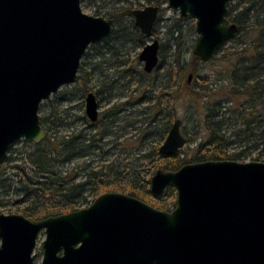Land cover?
<instances>
[{
    "label": "water",
    "instance_id": "water-1",
    "mask_svg": "<svg viewBox=\"0 0 264 264\" xmlns=\"http://www.w3.org/2000/svg\"><path fill=\"white\" fill-rule=\"evenodd\" d=\"M230 1L167 0L180 18L195 20L192 53L201 62L237 33L227 19ZM159 14L154 4L119 12L147 37ZM112 30V19L83 12L81 0H0V162L17 140L45 138L40 103L76 80L87 48ZM138 59L152 73L159 65L158 40L147 42ZM98 109L88 92L90 122ZM180 124L172 122L161 155H174L185 144ZM167 187L176 191L169 211L108 191L86 207L42 219L0 213V264H34L41 231L39 264H264V162L205 160L156 170L150 194L158 198Z\"/></svg>",
    "mask_w": 264,
    "mask_h": 264
},
{
    "label": "trees",
    "instance_id": "trees-1",
    "mask_svg": "<svg viewBox=\"0 0 264 264\" xmlns=\"http://www.w3.org/2000/svg\"><path fill=\"white\" fill-rule=\"evenodd\" d=\"M84 1L81 0V2ZM95 1L98 3L95 4V15L104 13V17L113 20L114 27L107 38L87 48L81 58L75 81L82 83L83 95L87 93V90L95 88L94 93L100 102L102 99L110 101L115 97L110 91L118 78L127 77L129 82H135V76L140 74L151 76L143 70L136 71L125 67L127 60H120V57L128 54L131 49L142 46L146 36L134 24L119 26L122 17H127L119 16V12L125 8L142 7L144 4L160 6L167 0ZM232 3L233 0L228 5L227 18L237 24L238 30L230 39L233 44L227 49L220 47L218 50V52L223 51L224 64L219 67L217 78L213 82L202 78L199 86H192L187 80L185 84L188 89V101L195 105L198 100H201V108L205 111L204 123L209 140L205 143L203 151L205 154H197V161L238 160L240 153L226 154L229 147L226 137L228 130H232L231 134L242 131L249 138L256 135L258 138L254 148L262 146L256 159L264 155V128H262L264 126V0H237L235 4ZM159 20L160 14L157 22ZM153 34H156L155 27ZM169 42L174 46L173 62L177 68L174 86L177 84L179 87L188 70L189 64L182 61L185 54L189 53L190 47L180 44L176 37H172ZM162 49L163 46L159 45V54ZM191 58L193 62L199 60L194 54ZM216 58L215 54L210 60ZM92 59H95V62L91 61ZM112 59L115 63L109 64ZM164 63V56L161 55L159 65L154 71L159 72ZM105 64H107L106 67ZM106 68L113 69L110 73L115 76H111L109 72L106 73ZM173 68H169V77L174 73ZM191 71L190 73L193 74L197 70L193 68ZM95 72L98 73H96V84H93ZM104 82L110 85L106 88ZM149 84L151 85V82L146 81L144 86ZM141 86L140 84L137 87L140 89ZM115 108L113 104L107 110L100 112L95 122H90L85 114L70 119L69 113L64 115V112H55L54 109L48 115L39 117L40 124L46 130L45 138L39 143L23 141L21 150H13L11 145L7 156L0 162V205L3 204L1 198L6 197L5 199H9L10 203L19 205L17 212L25 217L42 219L88 205L90 201L84 194L88 189L93 194L99 189H103V192L109 190L125 192L126 190L128 195L141 200L149 197L147 187L149 180L139 186L133 180L129 183L125 182L127 177L120 176L116 171L114 174L119 176L114 177V180L104 182L102 178H95L98 172L93 169L90 158L94 150L103 149L104 144L108 142L113 143V140H106V138L117 140L120 135L114 130L120 127L117 123L122 118L119 113L124 111L123 104L117 110ZM77 121H80L79 127L71 126ZM134 123L131 121L128 124ZM168 128H170L169 123L166 129ZM143 136L146 135L143 134ZM102 141L106 142L102 143ZM113 145L116 146L115 143ZM14 153L15 156H12ZM154 153L159 155L157 148ZM151 155L153 154H144L149 158ZM160 158L165 161V164H162L165 170H176L188 163L178 154L172 157L160 156ZM14 161L20 162L9 166ZM74 161L78 162L76 166L69 167L68 165ZM153 165L157 166V161H154ZM107 166L114 169L113 162ZM8 167L15 171L9 174ZM80 173L86 174V178L82 182H76V177ZM116 181H119L118 184ZM120 181L125 184H120ZM155 207L170 210L168 205L160 204Z\"/></svg>",
    "mask_w": 264,
    "mask_h": 264
},
{
    "label": "rangeland",
    "instance_id": "rangeland-1",
    "mask_svg": "<svg viewBox=\"0 0 264 264\" xmlns=\"http://www.w3.org/2000/svg\"><path fill=\"white\" fill-rule=\"evenodd\" d=\"M236 2L237 0H233L232 4H235ZM95 4H98L95 0H85L84 2H81L82 11L87 14L95 15ZM146 5L150 4H144L142 7ZM99 15L105 16L104 13ZM129 24H133V20L130 17H122L119 21V26ZM155 28L156 34H153L151 37H146V41L142 46L137 47L136 49H131L128 54L122 55L123 57H120V60H127V65L125 67H130L136 71L142 70L143 63L138 59V54L147 42L152 39H157L159 45L163 46L161 54H159V60L161 59V55H163L165 59V63L161 65L159 72L156 73V71H154L150 73L151 76L149 77L143 76L142 74L135 76V82H129L127 77L118 78L117 81L113 83V89L111 88L112 90L110 91L115 97L110 101L102 99L98 102L99 113L107 110V108L111 107L113 104L116 106L115 110L120 108V105L122 104L124 108V111L122 110L119 113V116L122 118L121 121L117 123V126L120 127H117V129L114 130V132L120 134L119 137L117 140L114 138H106V140H113V143H115L116 146H114L113 143L108 142L107 144H104L103 149H95L93 156L90 157L93 162V169L98 172V174L95 175V178H102L104 182L114 180V177H117L120 174V176L127 177L125 182L128 181L129 183V181L133 180L140 186L146 180H150L153 173L158 169L171 171L162 168V164H165V161L161 160L160 156L163 155H161L160 152L159 155H157L154 151L155 148L159 151V147L164 142L169 130V128L166 129L167 124L169 123L171 126L176 118L181 120L180 132L185 138V144L174 155L166 157H172L178 154L180 158H183L188 163H193L198 162L196 160L197 154H205L203 152L205 149V143L209 140L206 124L204 123L205 111L201 108V100H198L195 105L188 101V89L185 87L186 78L188 74L192 72L191 70L195 68L197 71L192 74V79L189 82L190 85L199 86L202 78H207L208 82H213L218 76L217 71H219V67L224 64L222 61L223 51L216 53L217 58L215 60H209L205 63L199 60L193 62L191 58V55H193L192 48L197 38L194 29L195 20L180 18L177 11L168 7L167 1L160 4V20L156 23ZM172 37H176L177 41H179L180 44H183V46L190 47L189 53L185 54L184 60L182 61L183 63L186 62L189 64L188 70L184 75L185 77L181 83L182 85H179V87L177 84L174 86V80L175 78L177 79V75H175L177 68L173 62L174 46L169 42ZM231 44L233 43L229 40L221 47L227 49ZM89 52L92 53V51ZM91 61L95 62V59H92ZM112 63H115L114 59L109 61V64ZM106 65L107 64H105V67ZM171 67H174V73L172 72V76L169 77L168 71ZM112 70L113 69L106 68V73L109 72L111 76H115L110 73ZM96 73L98 72H95L93 75V84H96ZM146 81L151 82V85L144 86ZM140 84L142 86L139 89L137 86H140ZM109 85L110 83L104 82L106 88ZM81 88L82 83L76 81L62 85L57 92L51 94L49 98L40 103L38 109L39 117L48 115L53 109L55 112H64V115L69 113L70 119L84 115L86 94L83 95ZM94 89L95 88L87 90V93L88 91L94 93ZM96 99L98 101L97 97ZM131 121L135 123L129 125L128 123ZM71 126L79 127L80 121H77V123H74ZM262 128H264V126H262ZM231 131L232 130H228L226 132V137L229 142V147H227L226 152L227 155L231 153H240V158L235 160L239 162H264V155H261L259 159H256L259 150L262 148L260 145L258 148H254L255 142L258 138L256 135L249 138V136L242 131H237L236 134H231ZM257 133H259V131ZM143 134L146 136L144 137ZM140 137H142V139H140ZM104 142L106 141H102V143ZM22 147V139L17 140L11 146L13 150H21ZM147 153L153 155H151L150 158L145 157L144 154ZM12 156H15V153L12 154ZM154 161H157V166L153 165ZM19 162L20 161H14L10 163L9 166L13 163ZM110 162H113L115 170L108 168L107 165ZM77 163L78 162L74 161L68 166H76ZM7 170L9 174H12L15 171L9 167ZM115 171L119 172V174L115 175ZM85 178L86 174L80 173L76 177V182H82ZM118 182L119 181H116V184H118ZM125 182L120 181V184H125ZM147 187L149 189V183L147 184ZM103 191V189H99L96 190V192L93 191V194L89 192L88 189L84 192V194L87 195V200L90 201L88 205L98 195L104 193ZM109 191L120 192L118 190ZM122 193L128 194V191L125 190V192ZM5 198L6 197L1 198L3 204L0 205V213H20L17 212V207L19 205L17 203H10L9 199ZM175 199V189L173 187H167L160 197L155 198L150 194V196L143 201L154 207L159 206L160 204L168 205L171 210L175 206ZM86 206H82L81 208ZM44 237V233L41 231L38 235L33 251L36 254L34 264H39L42 259L41 242Z\"/></svg>",
    "mask_w": 264,
    "mask_h": 264
},
{
    "label": "flooded vegetation",
    "instance_id": "flooded-vegetation-1",
    "mask_svg": "<svg viewBox=\"0 0 264 264\" xmlns=\"http://www.w3.org/2000/svg\"><path fill=\"white\" fill-rule=\"evenodd\" d=\"M232 1V0H231ZM230 1V2H231ZM229 2V3H230ZM229 3L227 4V12H228V5H229ZM139 8V7H138ZM128 17V16H127ZM132 19V18H131ZM228 19V18H227ZM133 20V19H132ZM158 20V19H157ZM229 20V19H228ZM230 21V20H229ZM230 22H232V21H230ZM157 23V22H156ZM134 24V23H133ZM113 27H114V22H113ZM136 27V26H135ZM155 27V26H154ZM139 30V29H138ZM147 37V36H146ZM95 94V93H94ZM86 95H87V93H86ZM86 97V96H85ZM95 97H96V95H95ZM97 100V99H96ZM98 102V101H97ZM99 105V104H98ZM84 108H85V102H84ZM98 116H99V112H98ZM44 128V127H43ZM9 149V148H8ZM8 154V153H7Z\"/></svg>",
    "mask_w": 264,
    "mask_h": 264
}]
</instances>
